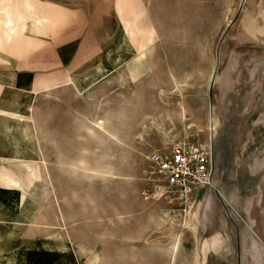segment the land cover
<instances>
[{
	"label": "rangeland",
	"instance_id": "obj_1",
	"mask_svg": "<svg viewBox=\"0 0 264 264\" xmlns=\"http://www.w3.org/2000/svg\"><path fill=\"white\" fill-rule=\"evenodd\" d=\"M182 141L213 159L184 212L148 161ZM1 169L76 264H194L215 233L205 264H264V0H0Z\"/></svg>",
	"mask_w": 264,
	"mask_h": 264
},
{
	"label": "crops",
	"instance_id": "obj_2",
	"mask_svg": "<svg viewBox=\"0 0 264 264\" xmlns=\"http://www.w3.org/2000/svg\"><path fill=\"white\" fill-rule=\"evenodd\" d=\"M148 40H151V34H148ZM138 54H141V52ZM4 175L14 176L15 173L5 170L3 172V169L0 171V264H76L72 259L71 247L66 242L65 237L57 236L55 231V217L53 216L55 205L50 202V190L47 192L46 201L48 202V208L51 209L52 218L41 221L37 219V215L31 216L30 222H26L28 224L22 226L15 214L19 213L18 207L25 198L24 193L20 192L22 189L19 191L21 186L14 177H10L8 179L10 182H7ZM26 192L31 198L33 197L30 207H34L37 198L36 188H31ZM38 204L36 203V205ZM39 212L40 210L37 209L36 213ZM196 218V213L189 211L184 224L171 225L168 235L175 232L180 234L182 231L189 230L194 232ZM207 240L205 238L201 239L200 252L195 253L194 264H205L208 251L210 249L216 250L222 244V236L219 233H215L210 241ZM176 250L175 243L171 260L178 259L180 253H176ZM259 255L257 254L255 261H259ZM244 256L247 257V253ZM239 261L238 264H247V259L240 258ZM262 261L264 262L263 259Z\"/></svg>",
	"mask_w": 264,
	"mask_h": 264
},
{
	"label": "built area",
	"instance_id": "obj_3",
	"mask_svg": "<svg viewBox=\"0 0 264 264\" xmlns=\"http://www.w3.org/2000/svg\"><path fill=\"white\" fill-rule=\"evenodd\" d=\"M148 161L160 195L183 212L193 205L199 191L212 187V152L199 143H174L167 152H151Z\"/></svg>",
	"mask_w": 264,
	"mask_h": 264
},
{
	"label": "bare ground",
	"instance_id": "obj_4",
	"mask_svg": "<svg viewBox=\"0 0 264 264\" xmlns=\"http://www.w3.org/2000/svg\"><path fill=\"white\" fill-rule=\"evenodd\" d=\"M204 91V90H203ZM177 92L179 93V90H177ZM200 92V91H199ZM182 94V93H181ZM199 97V96H198ZM205 97V96H204ZM200 102L198 103L197 106H191L190 104H188L185 99L180 98V105L183 109H187L190 111V113L192 114L193 117H195L196 119L200 118V111L201 110H206V98H200L199 100ZM185 111V110H184ZM204 112V111H203ZM193 121V120H192ZM189 213V212H188ZM187 213V214H188ZM191 219V218H190ZM190 221V220H189ZM190 225V224H189ZM188 226V224H187ZM184 227H186L184 225ZM183 227V228H184Z\"/></svg>",
	"mask_w": 264,
	"mask_h": 264
}]
</instances>
